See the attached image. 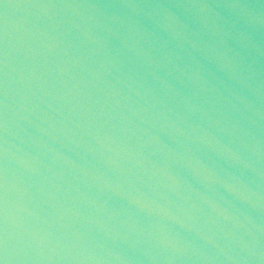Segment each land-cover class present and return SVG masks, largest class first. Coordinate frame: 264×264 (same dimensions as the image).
I'll use <instances>...</instances> for the list:
<instances>
[{
    "label": "water",
    "instance_id": "obj_1",
    "mask_svg": "<svg viewBox=\"0 0 264 264\" xmlns=\"http://www.w3.org/2000/svg\"><path fill=\"white\" fill-rule=\"evenodd\" d=\"M0 264H264V0H0Z\"/></svg>",
    "mask_w": 264,
    "mask_h": 264
}]
</instances>
